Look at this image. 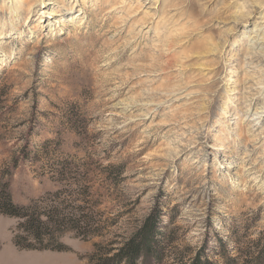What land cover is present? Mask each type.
<instances>
[{
    "label": "rangeland",
    "instance_id": "374dc122",
    "mask_svg": "<svg viewBox=\"0 0 264 264\" xmlns=\"http://www.w3.org/2000/svg\"><path fill=\"white\" fill-rule=\"evenodd\" d=\"M121 1L0 0V188L82 220L28 250L0 212V264H93L146 222L137 264H264L261 0Z\"/></svg>",
    "mask_w": 264,
    "mask_h": 264
},
{
    "label": "trees",
    "instance_id": "16d2710c",
    "mask_svg": "<svg viewBox=\"0 0 264 264\" xmlns=\"http://www.w3.org/2000/svg\"><path fill=\"white\" fill-rule=\"evenodd\" d=\"M71 207V206H70ZM70 207H46L41 204H16L8 186L0 188V212L21 219L14 235V243L20 249L28 250H64L59 241L63 233L82 228V220L72 216ZM154 229L150 222L143 224L120 251L107 258L100 257L93 264H137V256L153 254L151 243L154 241Z\"/></svg>",
    "mask_w": 264,
    "mask_h": 264
},
{
    "label": "bare ground",
    "instance_id": "6f19581e",
    "mask_svg": "<svg viewBox=\"0 0 264 264\" xmlns=\"http://www.w3.org/2000/svg\"><path fill=\"white\" fill-rule=\"evenodd\" d=\"M125 2L126 1H124V0L121 1V3H123V4ZM258 5H259V8L261 10V13H264V0L259 1ZM118 6H120V5L116 4V5L111 6L110 9H108L107 12H111L112 10H115ZM238 14H240L241 15L240 18H243V19L247 18V16L248 17L250 16V14L246 13L243 9L242 10L240 9L238 11ZM132 16H133V14L130 15V17H132ZM130 17L128 15H122V20L124 22H127L130 19ZM139 25L140 26L135 29L137 33H139L141 31V25L146 26V24H143V21H140ZM254 28H255L254 35L251 36L250 39H249L250 45L248 47L249 50L247 51L246 55L248 57H252L254 55V53L256 52V50H257L260 55L264 56V15L262 16V20L261 21H257L255 23ZM255 68L258 69L257 71H261L262 70V68L260 66H258V65ZM257 84H260L261 89H260L259 92L262 93L261 96L264 98V82H260V83H257ZM260 109H261V111H260ZM171 110H177V109L173 107ZM263 110H264V103H263V107L262 108H257L256 109L255 114L259 116L260 113L263 112ZM167 112H169V111H167ZM116 114H118V113H116ZM133 120H136V118H133ZM184 121H185V119H181L180 120V122H184Z\"/></svg>",
    "mask_w": 264,
    "mask_h": 264
}]
</instances>
